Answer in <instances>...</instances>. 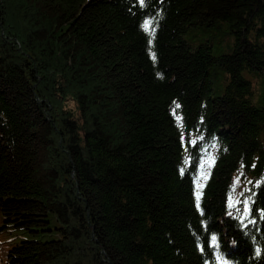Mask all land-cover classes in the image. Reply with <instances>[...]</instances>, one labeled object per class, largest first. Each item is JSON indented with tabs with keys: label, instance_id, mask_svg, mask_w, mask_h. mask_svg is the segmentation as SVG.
Masks as SVG:
<instances>
[{
	"label": "trees",
	"instance_id": "1",
	"mask_svg": "<svg viewBox=\"0 0 264 264\" xmlns=\"http://www.w3.org/2000/svg\"><path fill=\"white\" fill-rule=\"evenodd\" d=\"M0 222V264H264V0H0Z\"/></svg>",
	"mask_w": 264,
	"mask_h": 264
},
{
	"label": "rangeland",
	"instance_id": "2",
	"mask_svg": "<svg viewBox=\"0 0 264 264\" xmlns=\"http://www.w3.org/2000/svg\"><path fill=\"white\" fill-rule=\"evenodd\" d=\"M220 33L222 35V39L219 42L215 41L216 40V37H215V40H211L212 37L209 36L208 34L204 33L201 29H189L185 35L183 36V39L184 41H186L190 46H192L193 48H195L197 45L199 44H202L203 42H208L209 40L213 41L212 43L213 44V54L215 56H219V55H222V54H230V52L232 51V48H233V39L232 37L230 36H227L223 30L221 29L220 30ZM211 43V42H210ZM213 162H214V155L213 154H210L206 160L203 161V170H202V173L200 174L202 176L201 178V184L202 182H205L208 175H209V172L211 170V167L213 165ZM200 184V185H201ZM237 194H236V200L233 201V203H237V199L240 197V196H243L244 195V191H245V188L243 185H239L237 187ZM232 215V213H230ZM229 214V215H230ZM0 231L4 230L3 227H4V224H2L0 222ZM6 231V230H4ZM3 231V232H4ZM7 240V236L4 234L3 236H0V242L2 243L3 241H6ZM0 243V263H1V260L4 258V255L3 253L5 252V250L7 248H11L10 245H2ZM2 245V246H1Z\"/></svg>",
	"mask_w": 264,
	"mask_h": 264
},
{
	"label": "snow or ice",
	"instance_id": "3",
	"mask_svg": "<svg viewBox=\"0 0 264 264\" xmlns=\"http://www.w3.org/2000/svg\"><path fill=\"white\" fill-rule=\"evenodd\" d=\"M141 2H143V0H141ZM149 24H150V22L145 23V30H149ZM154 58H155V56L153 54V59ZM197 206H199V194H197ZM213 240H215V237H213Z\"/></svg>",
	"mask_w": 264,
	"mask_h": 264
}]
</instances>
